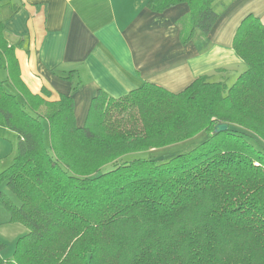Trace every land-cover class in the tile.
Here are the masks:
<instances>
[{
  "label": "trees",
  "instance_id": "trees-1",
  "mask_svg": "<svg viewBox=\"0 0 264 264\" xmlns=\"http://www.w3.org/2000/svg\"><path fill=\"white\" fill-rule=\"evenodd\" d=\"M214 1L148 0L147 6L161 12L185 2L186 41L196 29L214 28ZM3 32L0 21L6 71L0 126L15 132L18 143L0 171V185L16 200L0 189V206L27 232L0 264H264V24L258 16L246 14L235 29L232 47L246 68L232 83L201 75L179 92L151 82L120 97L98 89L80 126L73 101L80 82L57 100L31 92ZM218 123L226 130L214 132ZM201 131L204 140L166 161L124 158ZM6 246L0 239V253Z\"/></svg>",
  "mask_w": 264,
  "mask_h": 264
},
{
  "label": "crops",
  "instance_id": "crops-1",
  "mask_svg": "<svg viewBox=\"0 0 264 264\" xmlns=\"http://www.w3.org/2000/svg\"><path fill=\"white\" fill-rule=\"evenodd\" d=\"M148 0H0L4 38L18 59L29 90L57 100L77 81L73 93L77 125L84 123L98 89L120 97L144 82L179 92L201 75L234 81L246 65L232 47L240 20L248 13L264 24V0H215L218 21L209 34L188 30L185 2L161 12ZM3 76L4 69H0ZM69 78H64V76ZM45 90V93H43ZM18 137L0 126V170L16 154ZM0 189L15 196L4 186ZM26 227L0 206V239L13 248ZM0 257H3L2 252Z\"/></svg>",
  "mask_w": 264,
  "mask_h": 264
},
{
  "label": "rangeland",
  "instance_id": "rangeland-1",
  "mask_svg": "<svg viewBox=\"0 0 264 264\" xmlns=\"http://www.w3.org/2000/svg\"><path fill=\"white\" fill-rule=\"evenodd\" d=\"M0 77H4L3 72H0ZM227 83L230 84L232 83V81H228ZM6 88L9 91L12 90L8 84L6 85ZM42 123H43V128H44L43 139H44L45 144L48 145L47 127L45 125V122H42ZM205 138H206V133L201 131L197 133L196 135L189 137L185 140L175 142V143L163 146V147L151 148L148 150L130 153V154L125 155L124 158L130 159L134 157H140V158H153L157 161H166L170 159L171 157L175 156L176 154L183 153V152L190 150L191 148H193L195 145L200 143ZM109 167L110 165H107L105 168L108 169ZM1 186H4V182L0 185V187ZM26 232H27V229H26ZM2 254L5 258L11 257L13 254V248L10 246H6L4 250L2 251Z\"/></svg>",
  "mask_w": 264,
  "mask_h": 264
},
{
  "label": "water",
  "instance_id": "water-1",
  "mask_svg": "<svg viewBox=\"0 0 264 264\" xmlns=\"http://www.w3.org/2000/svg\"><path fill=\"white\" fill-rule=\"evenodd\" d=\"M227 128V124L226 123H218L215 125L214 127V132H219V131H224Z\"/></svg>",
  "mask_w": 264,
  "mask_h": 264
}]
</instances>
